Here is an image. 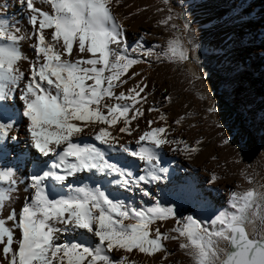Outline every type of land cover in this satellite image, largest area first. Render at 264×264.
<instances>
[{"label":"snow or ice","instance_id":"snow-or-ice-1","mask_svg":"<svg viewBox=\"0 0 264 264\" xmlns=\"http://www.w3.org/2000/svg\"><path fill=\"white\" fill-rule=\"evenodd\" d=\"M162 2L157 11L167 14L157 24L171 35L148 48L137 41L131 50L114 14L120 0H40L46 8L19 0L27 30L3 5L0 264H137L136 254L158 255L167 264L169 240L192 264H264V193L249 187L231 192L226 206L214 204L204 183L162 161L165 147L192 159L203 138L189 143L172 135L194 114L169 123L164 106L172 96L164 89L153 99L148 90L155 85L133 68L194 64L189 83L200 84L203 118L221 145L243 151L252 125L238 96L239 77L251 66L237 53L259 48L264 77V0L258 10L256 0H230L216 23L220 38H201L199 45L182 0L180 11ZM145 111L156 120L141 130ZM216 180L212 173L206 183ZM150 184L161 188L158 195ZM21 189L26 195L17 209ZM127 193H139L141 202ZM177 206L188 214L178 217ZM167 220L173 227L162 231Z\"/></svg>","mask_w":264,"mask_h":264},{"label":"bare ground","instance_id":"bare-ground-1","mask_svg":"<svg viewBox=\"0 0 264 264\" xmlns=\"http://www.w3.org/2000/svg\"><path fill=\"white\" fill-rule=\"evenodd\" d=\"M161 2L162 0H120L118 7L115 4L113 5L114 14L120 17L123 22L129 50L137 41L148 48L163 44L171 35L157 24L162 18L160 12L157 11ZM183 2L185 0H182ZM256 2L258 10L259 0H256ZM179 3L180 0H176V6ZM229 3L230 0H194L192 10L189 13L185 12L191 23V28L194 22H197L200 27L197 30L192 28V37L203 35L202 39L205 42L218 40L221 33L216 27V23L218 18L224 16ZM4 4L7 5V16L27 30L23 10L19 8V0H0V11L3 10ZM36 5L46 8L45 5L40 3V0H36ZM177 11H180L179 7H177ZM177 23L182 26L181 21H177ZM206 38L207 40H205ZM192 40L194 41V38ZM257 43H259V39H257ZM195 44L199 45L200 42ZM21 47L24 52L31 56V52L24 45ZM259 52L260 49L256 48L255 50L241 49L237 53L239 59L251 66L239 77L238 96L249 109L247 115L254 124L252 131L247 135L243 151H240L239 146L235 144L221 145L217 136L213 135L217 134V130L211 126L210 121L203 118L202 104L196 90L182 75L181 67L184 63L170 64L165 62L162 64L152 63L151 65L138 64L133 66L138 73L147 76L149 85H155V88L149 87L148 90L153 99L159 100L160 93L164 89L172 96V103L164 106L169 123L187 111L194 114L183 121V126L176 128L172 135L182 137L189 143H195L203 138L202 143L198 146V151L189 160L178 152L168 151L165 147L161 154V160L167 161L168 165L173 167L179 175H187L197 182L204 183L205 187L212 192L211 200L214 204H224L231 192H242V188L248 184L246 178L237 179V176L242 174L240 171L241 165L246 167L247 159H249L252 167L264 170V135H261L264 134L261 131L262 118H264V77L260 75ZM149 103H151V100ZM156 115L155 112L149 114L145 111L144 119L139 121L141 130L145 128L147 120H156ZM255 126L258 129H255ZM21 135H23V132H21ZM259 140L263 143L261 144ZM240 157H243V163L236 164L234 161L240 159ZM173 161L175 162L174 165ZM224 171H227L228 174H223ZM212 173H215L217 180L208 185L206 181ZM162 186L163 182L161 183ZM146 187L150 188L153 194L158 195L161 191V188H158L155 184L146 185ZM25 195L23 189L18 192V198L13 205L15 208L19 209ZM127 195H135L136 202H141L139 193H127ZM147 199V197L144 198V200ZM176 211L178 217L188 214L181 206H177ZM4 214L6 213H0V215ZM159 226L162 231H168L173 227V223L171 220H167ZM165 244L171 252L167 257V264H181V256L176 253L175 242L169 240ZM133 257L137 258L138 264H162L158 255L146 257L143 254H136Z\"/></svg>","mask_w":264,"mask_h":264},{"label":"rangeland","instance_id":"rangeland-1","mask_svg":"<svg viewBox=\"0 0 264 264\" xmlns=\"http://www.w3.org/2000/svg\"><path fill=\"white\" fill-rule=\"evenodd\" d=\"M194 0H185V2H183V9L186 13H189L190 10H192V4H193ZM170 4L171 6L173 7L174 11H177V6L176 4H172V1H170ZM164 4L163 2H161L160 4V8L159 9H162L164 8ZM160 14L162 16L166 15V11L164 12H160ZM177 23V21H176ZM194 25V26H193ZM198 25V26H197ZM192 28H194V30H197L199 29V24L197 22H194L192 23ZM196 28V29H195ZM204 36L203 35H198V36H193L192 38H194V42H201V38H203ZM207 40V38L205 39ZM190 51H191V48H190ZM181 71H182V75L184 77V79L189 82L190 80L193 79V76L192 74L195 73L197 71L196 67L194 64L192 63H189V62H184V65L181 67ZM192 84V87L196 90L198 88H200V84L199 82H193L191 83ZM215 118V117H213ZM249 121L252 125V128L254 127V124L253 122H251V118H249ZM255 129H258L256 126H255ZM215 136H217V134H213ZM262 136L264 134H261ZM247 138V137H246ZM215 139V138H214ZM259 142L262 144L263 141L259 140ZM245 143H246V139H245V142H244V145L243 147L245 146ZM237 145V144H235ZM238 146V145H237ZM240 171L242 172V174L238 175L237 176V179L240 180V179H243V178H246L247 176H251L252 177V181L253 183L252 184H247L245 185L243 188H242V191L244 190H247L249 187H253L255 188V190L258 192V193H264V170H259V169H256L254 167L251 166L250 164V161L249 159H247V165L246 167H242L241 165V169ZM225 173L223 174H228L227 171H224ZM247 179V178H246ZM221 206H226L225 203L224 204H220ZM183 208V207H181ZM254 226H259L258 225V222H256V224ZM253 226H249V231H251V228ZM176 244V253H178L180 256H181V260H180V263L181 264H192V260L191 258L187 255V253L183 250H181L178 246H177V243L175 242ZM133 259H136L135 257H133ZM138 261V260H137ZM183 261V262H182ZM138 264V262H137Z\"/></svg>","mask_w":264,"mask_h":264}]
</instances>
